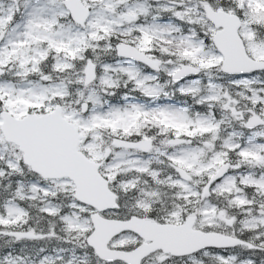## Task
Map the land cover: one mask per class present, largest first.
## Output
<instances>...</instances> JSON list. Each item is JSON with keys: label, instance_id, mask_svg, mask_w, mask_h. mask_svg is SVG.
<instances>
[{"label": "snow or ice", "instance_id": "obj_1", "mask_svg": "<svg viewBox=\"0 0 264 264\" xmlns=\"http://www.w3.org/2000/svg\"><path fill=\"white\" fill-rule=\"evenodd\" d=\"M0 264H264V0H0Z\"/></svg>", "mask_w": 264, "mask_h": 264}]
</instances>
